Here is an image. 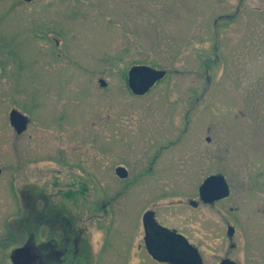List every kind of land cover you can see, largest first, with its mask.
Masks as SVG:
<instances>
[{"label":"rangeland","instance_id":"1","mask_svg":"<svg viewBox=\"0 0 264 264\" xmlns=\"http://www.w3.org/2000/svg\"><path fill=\"white\" fill-rule=\"evenodd\" d=\"M134 64L167 74L137 96ZM12 108L31 116L21 134ZM16 153L40 160L18 186L111 191V217L87 219L98 251L105 239L97 264H164L137 251L146 210L187 230L184 198L208 175L264 189V0H0V240L17 207L6 190ZM245 224L264 235L261 218Z\"/></svg>","mask_w":264,"mask_h":264},{"label":"flooded vegetation","instance_id":"2","mask_svg":"<svg viewBox=\"0 0 264 264\" xmlns=\"http://www.w3.org/2000/svg\"><path fill=\"white\" fill-rule=\"evenodd\" d=\"M126 78L128 82V74ZM130 91L137 96L145 95ZM27 116L28 129L31 116ZM108 120L113 121L111 113ZM207 140L210 142L211 137L208 136ZM13 156L12 189L6 190L12 194L9 201L15 202L17 207L16 212L13 211L15 215L4 225L10 229L5 233L8 236L3 235L0 240V246L9 247L11 264H97L98 256L104 251L105 239L98 251L93 243L94 233L89 231L87 222L96 218L101 222L103 217H111L112 202L106 196L111 191L102 192V197H98L95 189L81 188V185L76 189L78 183L70 189H42L32 184L18 186L17 177L31 176L30 170L23 169L40 160L28 155L21 161L23 158L18 153ZM61 161L65 163L64 159ZM228 185L230 189L202 191L199 187L196 192L185 196L183 202L191 210L187 230L168 226L156 217L153 209L146 210L137 251H144L154 261L164 264H264V235L253 236L245 224L254 217L264 221V189H231L229 182ZM74 206L79 208L82 216L74 213ZM195 221L200 224L197 230L205 235L209 232V236L218 239L221 249L210 252L205 247L203 237L194 229ZM216 230L220 232L217 234Z\"/></svg>","mask_w":264,"mask_h":264},{"label":"water","instance_id":"3","mask_svg":"<svg viewBox=\"0 0 264 264\" xmlns=\"http://www.w3.org/2000/svg\"><path fill=\"white\" fill-rule=\"evenodd\" d=\"M31 1V0H28ZM165 69H159L147 64L133 65L128 71V84L135 94H146L151 88L166 75ZM102 86L107 82L100 79ZM29 118L16 108L9 112V123L18 134L23 133L27 129ZM117 175L121 178L128 176L125 167L119 166L116 169ZM200 189H230L226 178L222 174H213L208 176L202 183Z\"/></svg>","mask_w":264,"mask_h":264}]
</instances>
